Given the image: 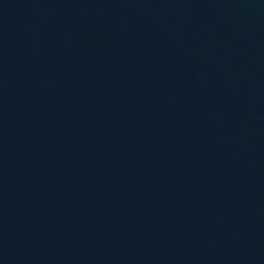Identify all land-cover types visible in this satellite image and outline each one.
I'll use <instances>...</instances> for the list:
<instances>
[{
  "label": "water",
  "instance_id": "1",
  "mask_svg": "<svg viewBox=\"0 0 264 264\" xmlns=\"http://www.w3.org/2000/svg\"><path fill=\"white\" fill-rule=\"evenodd\" d=\"M0 264H264V0H0Z\"/></svg>",
  "mask_w": 264,
  "mask_h": 264
}]
</instances>
